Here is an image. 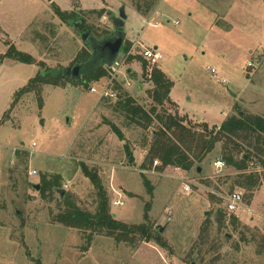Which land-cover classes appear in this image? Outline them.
I'll return each mask as SVG.
<instances>
[{"label": "rangeland", "instance_id": "obj_1", "mask_svg": "<svg viewBox=\"0 0 264 264\" xmlns=\"http://www.w3.org/2000/svg\"><path fill=\"white\" fill-rule=\"evenodd\" d=\"M149 1L153 7L142 13L137 4L145 6V0H0V264H204L202 257L208 263L219 253L223 264H264V186L253 197L235 187L243 204L227 211L223 197L233 192L231 183L218 190L215 182L234 172L215 169L219 146L202 162L204 174H190L192 192H184L176 171H160L155 161L142 165L146 152L136 145L143 131L124 127L109 98L92 91L104 87L109 75L86 85L66 75L59 85L18 94L39 71L63 76L64 67L77 64L78 52L90 48L77 22L84 20L103 41L116 34L113 18L124 9L126 38L119 56L136 40L157 48L164 55L157 65L173 82L171 99L193 123L220 126L235 105L243 114L264 115V0ZM57 9L67 12L66 20ZM9 48L31 54L36 63L4 57ZM134 56L143 58L140 49ZM131 59L124 72H132L117 80L144 102L150 86L142 62ZM107 120L124 130L134 163ZM81 161L99 170L116 219L163 227L170 247L151 241L134 248L103 233L89 242L90 231L59 222L61 202L43 198L35 184L41 185L43 174H59L70 198L93 212L98 190L81 171ZM120 197L125 204L114 206ZM219 209L237 216L238 224L220 225Z\"/></svg>", "mask_w": 264, "mask_h": 264}, {"label": "trees", "instance_id": "obj_2", "mask_svg": "<svg viewBox=\"0 0 264 264\" xmlns=\"http://www.w3.org/2000/svg\"><path fill=\"white\" fill-rule=\"evenodd\" d=\"M154 3V1L145 0V6L137 4V8L142 13H147ZM56 13L62 19H67V12L57 9ZM75 13L72 11L71 15L75 16ZM99 13L102 15L101 11ZM92 30H94L93 27ZM130 46L131 43L125 45V49ZM92 54L91 47H83L76 55L75 63L88 62L92 58ZM4 57L24 63H36L31 54L16 48H9ZM134 58L136 57H132V59ZM138 59L142 62L143 80H146L150 86L147 90L148 98L141 102L117 83L115 87L117 97L108 101L114 111L123 115L124 127L139 128L143 131L141 141L136 145L141 151L146 152L142 165L146 166L148 162L152 165L155 160H158L160 164L157 168L160 171L174 170L178 174L192 172L198 174L197 168L202 165L207 156L215 153V149L219 146V155L225 163L223 172H234V174L227 178H219L215 182L217 189H221L229 182L231 191L235 187H239L245 189L249 196L253 197V193L264 186V115L241 114L240 107L235 105V112L229 115L220 126L210 127L207 123L200 121L193 123L180 112L178 105L171 99L170 92L173 82L168 75L157 64H151L140 56ZM108 75H110L108 65L102 64L96 66L93 72L83 75L88 79L72 78L71 80L86 85L87 80H97ZM63 79L68 78L66 75L59 76L51 72L39 71L18 94L30 92L44 84L59 85ZM106 123L121 140L125 141L126 155L130 162L134 163L133 149L126 139L124 130L114 121L107 120ZM79 166L98 190L97 208L93 212L79 207L68 193L62 194L66 190L62 186L61 175L43 174L41 176L39 188L41 196L45 199L56 198L61 202L62 209L57 214L59 222L90 231L87 235L89 242H91L94 233H103L118 242L130 244L134 248L143 242L151 241L162 248L170 247L159 229L153 230L146 223L129 224L116 219L110 210L109 196L99 170L95 166L90 167L85 161H81ZM198 176L201 175L198 174ZM223 201L225 202V197H223ZM227 211L218 210L216 218L220 225H226L228 220L230 223L238 224V217L229 215ZM225 237L228 240L232 239L228 235ZM261 238L264 241V236ZM242 240L248 241L246 236H243ZM261 245L264 248V244ZM202 261L204 264H223L224 259L222 260V254L219 253L213 255L208 263L204 257H202Z\"/></svg>", "mask_w": 264, "mask_h": 264}, {"label": "built area", "instance_id": "obj_3", "mask_svg": "<svg viewBox=\"0 0 264 264\" xmlns=\"http://www.w3.org/2000/svg\"><path fill=\"white\" fill-rule=\"evenodd\" d=\"M137 49H140L143 58L148 60L151 64H159L164 58V55L157 48H148L144 46L140 40H136L128 49H124V53L121 56H119V52L115 61L108 66L110 75L104 87L100 89L95 87L92 88L93 92H99L100 99H114L117 97V90L115 89L118 83L117 78L119 75L126 76L128 74V72L127 74L124 72V67L129 63L130 58L134 57V52ZM211 72L215 76L217 75V71L214 68L211 69ZM157 164L160 163L158 160H155V165ZM213 164L218 171L223 170L225 167V163L221 158L216 159ZM181 180L184 192H192V184L194 183L192 178L186 174L181 176ZM243 200V193L241 191H233L229 195L225 196L226 209L231 213L237 212L242 206ZM124 204L125 202L121 199V197L113 201L114 206H122Z\"/></svg>", "mask_w": 264, "mask_h": 264}, {"label": "water", "instance_id": "obj_4", "mask_svg": "<svg viewBox=\"0 0 264 264\" xmlns=\"http://www.w3.org/2000/svg\"><path fill=\"white\" fill-rule=\"evenodd\" d=\"M127 18L124 9L121 10L119 17H114L113 22L116 26V34L111 37H107L103 41H99L94 35L91 33V30L86 26L84 20L76 23V26L80 30L81 38L83 41L87 42L91 49L93 50L92 58L86 63L76 64L73 67H64L63 73L65 75H71L73 78H80L84 73L93 72L94 68L98 65L107 64L110 66L115 59L117 58L126 38L124 32L125 19ZM242 114V112H241ZM197 172L200 174L202 172V167L199 166L197 168ZM37 189L40 188V184H35ZM63 191L62 194H64ZM113 216H116L114 213ZM161 231L164 228H160Z\"/></svg>", "mask_w": 264, "mask_h": 264}, {"label": "crops", "instance_id": "obj_5", "mask_svg": "<svg viewBox=\"0 0 264 264\" xmlns=\"http://www.w3.org/2000/svg\"><path fill=\"white\" fill-rule=\"evenodd\" d=\"M135 59H138V56H136ZM127 72H128V74L131 73V72H132V69L129 68ZM188 119H190V118L188 117ZM190 120H192V119H190ZM217 159H218V158H217ZM215 160H216V159H215ZM215 160H214V161H215ZM213 163H214V162H213ZM213 165H214V164H213ZM215 169H216V168H215ZM145 171L147 172V170H145ZM186 174H188V175L190 176L191 173H186ZM186 174H179V178H181L182 175H186ZM198 174H199V173H198ZM202 174H204V169H203V168H202V172L200 173V175H202ZM202 177H203V176H202ZM128 195H131V192H128Z\"/></svg>", "mask_w": 264, "mask_h": 264}]
</instances>
